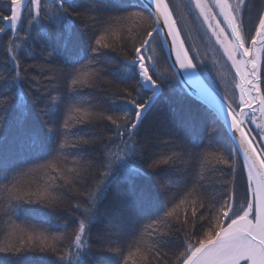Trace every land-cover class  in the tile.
Returning a JSON list of instances; mask_svg holds the SVG:
<instances>
[{"label":"snow or ice","instance_id":"snow-or-ice-1","mask_svg":"<svg viewBox=\"0 0 264 264\" xmlns=\"http://www.w3.org/2000/svg\"><path fill=\"white\" fill-rule=\"evenodd\" d=\"M191 2L199 10L207 29L222 47L223 53L231 62V66L235 69V75L239 79V83L235 85L239 89L238 96L235 100L230 99L228 95L219 97L216 104V117L211 123L205 125L203 137L206 138L209 146L217 142L216 123L218 119H222L224 124L232 130L236 147L230 149L229 152L233 158L242 152V164L247 168L248 189L251 198L247 200L246 205L237 207L234 190L228 193L227 199H223V193H206L212 199H216L218 203L223 199V203H220L217 209L216 222L195 245L187 243L185 250L177 256L176 261L177 264H264V147L259 149L257 147L264 144V122L256 123L257 111L260 112L261 120L264 121V91H261L260 86V53L264 52V11H261L253 20L249 15L251 12L250 0H235V3H231L230 0H213L211 4L207 0H191ZM120 6L122 5H113L110 0H98L97 3L87 7L81 3V0H7V7L4 11H7L9 15H0V20L5 21L7 27H0V34H4L6 31L11 32L5 51L12 65L11 79L14 82L12 87L16 86L15 82L17 81L20 85L24 82L22 72L25 69L21 64L23 55L21 43L27 46L33 40L40 39L41 47L50 50L47 53L49 64L52 60H63L66 64L80 63L81 68H74L70 74L73 89L88 86L91 82L90 86L106 90L108 103L113 112L112 115L103 117L110 122L111 134L103 138L107 143L102 141L106 154L105 171L101 174L103 183L98 182L95 191L102 195L110 182L123 170L129 176H148L166 197V204H169L175 199L171 195V178L173 175H181L176 168L177 162L184 163L183 156L191 157L192 153L186 149L176 152L174 149L180 145L164 140L163 136L169 133L162 132L158 123L141 137L140 132L145 127L146 116L155 106L165 85L172 81L180 83L188 81L195 84L199 89L197 95L201 98L206 99L212 95V92L201 79L200 74L204 69L199 65H202L203 61L194 62L193 60V55L198 57L199 52L190 55L165 0H142L141 3L131 5L153 14L154 25L150 26V29H145L142 42L134 48V55L129 61L130 68L118 69L109 66L110 75L116 81L135 79L136 83L131 86L134 91H130L128 88H114L112 81H97L99 73L92 66L107 55V49H111L113 52L117 51L106 42L111 21L116 18L88 15L87 13L100 14L109 8ZM213 8H218L219 12H214ZM81 9L84 11L81 12ZM217 16L223 19V25ZM161 18L162 23L160 22ZM38 27L43 30L40 31L39 36H34L33 33ZM81 28L84 33L92 32L95 36L96 31H99L100 35L95 36L94 43L75 50L76 42L82 35L79 30ZM246 30L249 33L248 40L245 39ZM161 34H163V40L169 44L175 54L171 75L161 72L157 67L156 60L150 55L146 58L142 51L152 49V41ZM246 43H250L251 47H246ZM29 58L35 59L34 56ZM124 59L128 60L127 57ZM82 61H87V63H81ZM85 69H90V71H84ZM41 71H51V68L45 69L41 66ZM100 71L108 70L101 68ZM10 92L11 88H9ZM17 95L20 96V105L23 107L22 89L21 93ZM9 99L10 96L5 95L4 99L0 101V112L6 111ZM56 108V101L53 97L50 106L46 105L41 112L45 118L43 137L52 145H57V153H62L69 148L79 149L95 141V137L91 140L74 137L71 141L68 138V130L72 125L87 122L90 113L81 108H75L73 111L77 118L74 119L70 114L64 120L63 125L57 128L52 119L57 115ZM117 110H121L123 115H116ZM169 118L173 126L187 128L191 124L188 117L175 110H170L165 116L166 120ZM250 124H255L259 131L252 133L248 128ZM40 135L39 132L33 133L34 143L40 139ZM257 136L259 139H255ZM161 145H164V149L155 151V149H160ZM194 146L199 147V145ZM211 155L199 154L201 167L211 163L209 158ZM138 161L142 162L141 166H137ZM20 163H26V161H17L10 159L7 155H0V169L5 172L12 170L18 176L23 175V170L18 167ZM216 163L229 164V160L221 158ZM52 167L55 168V165ZM149 169L151 171H148ZM33 170L28 169V171ZM55 170L60 172L58 168ZM232 171H236L234 166ZM4 179L7 180L8 176L5 175ZM202 181H204V177L200 176L196 183L200 184ZM64 182L68 183L67 178ZM223 183L227 184L228 182L223 181ZM8 191V207L13 213L23 210L25 204L43 205L54 209L61 207V202L56 195L59 189L55 183L35 190L31 188L24 190L19 186V181H15ZM89 203L92 207L84 209V215L78 219L77 227L69 238L70 242L66 244V251L58 255L56 264H86V258L91 252V245L88 243L91 237V228L99 214L94 193H89ZM182 204H184L183 199L179 204L172 203L171 208L158 209L159 214H156L155 218L147 217L148 223L141 226L143 233L155 240L157 248L170 244L171 238L180 231L187 230L189 224H191L193 232L196 230L197 208L193 206L190 210L185 209L184 217L181 219L177 209ZM72 207L77 211L81 209V205L78 203ZM199 207L203 208V203ZM199 219L204 220L205 217L201 215ZM225 221H227L226 225ZM120 227V221L110 224V228H116L115 233L108 230L110 239L112 237L120 239ZM15 233L16 230L13 229V234ZM59 239H64V236L61 235ZM31 250L55 251L53 246L46 242V238H41L40 243L37 244L33 237L25 238L20 235H15V243L0 248V251H13L17 254ZM107 250L115 254L120 253L119 247ZM155 254L159 256L158 251ZM131 259L132 253L129 252L122 261L117 259L112 261V264H129Z\"/></svg>","mask_w":264,"mask_h":264},{"label":"trees","instance_id":"trees-1","mask_svg":"<svg viewBox=\"0 0 264 264\" xmlns=\"http://www.w3.org/2000/svg\"><path fill=\"white\" fill-rule=\"evenodd\" d=\"M97 2L98 0H81V3L86 7ZM110 2L113 5L122 6L109 8L100 14H87L116 18L111 21L106 42L117 51L113 52L111 49H107V55L92 68L99 73L97 81H112L114 88H128L130 91H134L131 86L136 83V80L116 81L110 75L109 66L118 69L131 67L128 61L134 55V48L142 42L145 29H150V26L154 25V19L144 9L131 6L140 3L139 0H110ZM250 4L249 15L255 20L257 15L264 10V0H250ZM6 7L7 0H0V15H9L7 11H4ZM80 11L83 12L84 9ZM185 12L191 23V33L197 39L199 50L207 62L206 66L214 75L215 79L213 80L218 82L213 69L218 66L212 60L213 54L219 56L222 60L221 64L224 63L222 65L229 68L228 71L230 70L232 73V90L225 92L229 93L230 99L235 100L238 90L235 87L237 81L233 75V67L204 31L194 11H189L186 6ZM141 13L143 15H140ZM0 27H4L3 20H0ZM41 30L43 29L38 27L33 35L39 36ZM79 30L82 35L76 42L75 50L94 43L95 36L100 35L99 31H96L93 36L92 32L84 33L82 28ZM252 34L254 35V33ZM182 35L187 46L189 37L184 31H182ZM10 36V31L0 34V101L4 99L5 95L10 96L6 111L0 112V155H7L10 159L23 160L26 163L18 164L19 169L24 172L19 176L15 171L5 172L0 169V248L15 243V235H20L25 238L33 237L37 244L40 243L41 238H46V242L51 244L55 251L31 250L23 254L0 251V264H56L58 255L66 251V244L70 242L69 238L77 227L78 219L84 215V209L92 207L89 203V193H94L96 196L99 214L91 228V237L88 240L91 252L86 258V264H112V261L117 259L122 261L129 252L132 253L129 264H133V262L135 264H177L176 258L185 250L187 243L195 245L214 226L217 209L220 203H223V199H227L228 193L234 190L237 207L246 205L247 200L251 198L246 167L242 164L240 153L235 158L230 155L229 150L236 146L226 128L217 120V142L209 146L206 138L203 137V131L205 125L211 123L215 116L199 102L192 99L179 82L172 81L166 84L155 106L147 114L145 127L141 130L140 136L143 137L147 130L158 123L162 132L169 133L164 135L163 139L180 145L174 149L176 152L186 149L192 153L191 157L183 156L184 163L177 162L176 168L181 175L172 176L171 195L175 197L172 203L179 204L181 199L184 200V204L177 209L181 219L184 217L185 209L190 210L193 206L197 208V228L193 232L191 224H189L187 230H182L171 238L170 244L157 248L155 240L143 233L141 226L148 223L147 217L155 218V215L159 214L158 209L171 208L172 203L166 204V197L160 192L154 181L148 176H129L121 170L102 195L95 191L96 184L103 183L101 174L105 171L106 154L102 141L107 143L103 138L111 134L110 122L103 119L104 116L113 114L108 103V92L90 86L91 82L88 86L74 90L70 74L74 68H81V64H66L63 60H52L49 64L47 53L50 50L41 47L40 39L33 40L27 46L21 43L23 49L21 64L25 69L22 72L24 82L20 85L17 81L15 82L16 86L12 87L14 83L11 79L12 65L5 51ZM245 39H249L247 30ZM152 43L153 48L148 49L149 55L156 60L157 67L161 72L171 75L172 68L163 51L160 38L157 36ZM30 56H34L35 59L29 58ZM125 57L128 60H125ZM193 60L197 62L196 59L193 58ZM81 63L86 64L87 61ZM41 66L45 69L50 67L51 71L42 72ZM101 68L108 71L101 72ZM263 70L264 56L261 73ZM84 71H90V69ZM201 75L217 92L218 89L224 92V88L214 86L212 80L204 72ZM260 86L263 91L262 82ZM9 88H11L10 93ZM21 89L23 107L20 105V96L17 95L21 93ZM53 97L57 106V115L52 118L55 121V126L60 128L70 114L74 119L77 118L73 110L81 108L90 113V116L83 124H73L68 130V138L71 141L74 137H84L89 140L95 137L94 142L79 149L69 148L62 153L56 152L57 145L46 141L42 134L45 118L42 116L41 110L46 105L50 106ZM170 110H175L188 117L191 124L187 128L173 126L170 123V118L169 120L165 119ZM116 115L122 116L123 112L117 110ZM37 132L41 133L40 139L34 143L33 133ZM202 140L203 142H201ZM194 145H199V147ZM163 149L164 145H161L160 149H155V151ZM201 153L212 154L209 157L211 163L205 164L204 167H201L199 156ZM221 158L228 159L229 164L216 163ZM141 164V161L137 162V166H141ZM52 165H55V168ZM233 166L236 169L235 172L232 171ZM56 168L60 169L59 173L56 172ZM28 169L34 170L28 171ZM5 175L8 176L7 180L4 179ZM200 176L204 177V181L197 184L196 181ZM65 178L68 180L66 184ZM15 181H19V186L24 190L29 188L35 190L55 183L59 189L56 195L61 202V207L54 209L43 205L25 204L23 210L11 212L8 207V190L12 188ZM223 181L228 183L224 184ZM206 193H223L224 197L218 203L216 199H212ZM77 203L81 205L79 211L72 207ZM201 203L204 205L203 208L199 207ZM201 215L205 217L204 220L199 219ZM116 221L121 222L120 239L118 240L115 237L110 239L108 235L109 229L113 233L116 232V228H110V224ZM13 229L16 230L15 234H13ZM61 235L64 236V239H59ZM54 237L56 239H53ZM116 247L120 248L119 254L107 250ZM157 251L159 256L155 254Z\"/></svg>","mask_w":264,"mask_h":264},{"label":"water","instance_id":"water-1","mask_svg":"<svg viewBox=\"0 0 264 264\" xmlns=\"http://www.w3.org/2000/svg\"><path fill=\"white\" fill-rule=\"evenodd\" d=\"M139 2L141 3L142 0H139ZM165 2L168 4L167 0H165ZM169 6V4H168ZM170 8V6H169ZM171 10V8H170ZM264 11V10H263ZM172 12V10H171ZM200 14V13H199ZM158 15V14H157ZM172 15H173V12H172ZM152 18L154 19V15L151 14ZM173 18L175 19L174 15H173ZM203 19V18H202ZM176 20V19H175ZM161 23L163 22L162 21V18H161ZM3 23L5 24V27H7V23L5 21H3ZM176 24H177V21H176ZM206 24V23H205ZM207 26V25H206ZM177 27H178V24H177ZM179 28V27H178ZM207 32L209 34V36L214 40V43L216 44L217 42L215 41V38L211 35L210 31L207 29ZM160 38V41H161V44H162V48H163V51L164 53L166 54V57L169 61V64L172 68V62L173 60L175 59V54H174V51L170 49L169 47V44L163 40V34H161L160 36H158ZM182 37V36H181ZM170 39V38H169ZM183 39V38H182ZM186 47V45H185ZM246 47H251L250 43L248 46ZM145 55H146V58L147 56H149V53H148V49H144L142 50ZM263 53L264 52H261L260 53V57H261V61L263 59ZM260 61V63H261ZM129 62V61H128ZM150 63V62H149ZM234 69V67H233ZM235 71V69H234ZM201 75V74H200ZM201 79L204 81V83L209 87V89L211 90L212 92V95L211 96H208L206 99L205 98H201L199 95H197V93L199 92V89L197 88V86L195 84H192L191 82H188V81H185L183 83H180L181 86L184 88V90L187 92V94L192 98L194 99L195 101L199 102L202 106H204L209 112H211L212 114H214L216 116V104L218 102V99L221 95H219L212 87H210V85L205 81V79L203 78V76L201 75ZM237 79H238V76H237ZM237 83H239V79L237 81ZM238 92H239V89L237 88ZM259 113V111L256 112V115ZM218 121L226 128L228 134L230 135L233 143L235 144L236 146V141L233 139V132L232 130L226 125L224 124L223 120L222 119H218ZM242 159H243V155H242V152L240 153ZM246 167V166H245ZM247 170V168H246ZM226 222L225 221V225H226Z\"/></svg>","mask_w":264,"mask_h":264},{"label":"flooded vegetation","instance_id":"flooded-vegetation-1","mask_svg":"<svg viewBox=\"0 0 264 264\" xmlns=\"http://www.w3.org/2000/svg\"><path fill=\"white\" fill-rule=\"evenodd\" d=\"M173 11H175V15L177 17V20L179 22V28L180 30L184 31L188 37H189V44L187 43V47L189 48V51L191 53V55L194 53V52H199V56L196 57L195 55H193V58L196 59V61L200 60V61H203V64L202 65H199L201 66V68L204 69V73L208 76V78H210L212 80V82L214 83V75L212 74V72L210 71V69L206 66V63L205 62V58H204V55L201 53V51L199 50V46H198V41L197 39H195L191 33V29H190V26H191V23L188 19V15L186 14L185 12V7L187 6L188 7V10L189 11H192V7H194L192 5V2L191 0H168ZM210 1L213 2V0H207L208 3H210ZM196 9V8H195ZM218 8H216V10L213 8L212 10L214 12H217L219 11V9L217 10ZM197 10V9H196ZM198 11V10H197ZM199 12V11H198ZM218 13V12H217ZM204 29V28H203ZM227 30V29H226ZM181 31V32H182ZM247 46V45H246ZM262 74V88H263V91H264V70L263 72L261 73ZM225 90V89H224ZM256 123H261V122H258V120L256 121ZM248 128L251 130L252 133H256L259 131V129H257L254 124L252 126V124H250L248 126ZM248 130V129H246ZM255 139H259V137L257 136ZM258 149L260 147H264V144L262 145H258L257 146Z\"/></svg>","mask_w":264,"mask_h":264},{"label":"rangeland","instance_id":"rangeland-1","mask_svg":"<svg viewBox=\"0 0 264 264\" xmlns=\"http://www.w3.org/2000/svg\"><path fill=\"white\" fill-rule=\"evenodd\" d=\"M212 3V1H210V4ZM231 3H235V1H232ZM216 10V8H214ZM198 10V9H197ZM218 10V9H217ZM199 11V10H198ZM219 12V11H217ZM203 23V22H202ZM203 25L206 26L205 23H203ZM4 27H5V24H4ZM207 27V26H206ZM227 31V30H226ZM215 38V37H214ZM216 41V40H215ZM216 46L219 48V50L223 53V49L222 47L216 43ZM223 55L226 57V55L223 53ZM227 59V57H226ZM239 59V57H238ZM212 60L213 62L218 66L217 68L216 67H213L214 69V72H215V76H216V79L218 80V82L214 81V86L217 85V86H222L225 90L224 92H221L219 89H218V94L219 95H228L229 96V93L230 90H232V84H231V80H232V73L230 72V70L228 71L229 68L227 67H224L221 62L222 60L220 59L219 56L213 54V57H212ZM228 60V59H227ZM230 62V61H229ZM231 63V62H230ZM212 69V68H211ZM234 75V74H233ZM210 82V81H209ZM211 83V82H210ZM213 85V83H211ZM210 85V84H209ZM211 86V85H210ZM213 88V86H211ZM221 89V87H219ZM215 89V88H213ZM217 91V90H216ZM225 91H228V92H225ZM241 184V183H240Z\"/></svg>","mask_w":264,"mask_h":264}]
</instances>
